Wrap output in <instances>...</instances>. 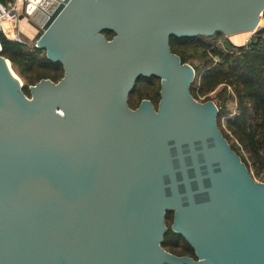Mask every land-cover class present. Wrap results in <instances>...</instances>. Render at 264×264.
<instances>
[{"label": "water", "instance_id": "95a60500", "mask_svg": "<svg viewBox=\"0 0 264 264\" xmlns=\"http://www.w3.org/2000/svg\"><path fill=\"white\" fill-rule=\"evenodd\" d=\"M264 0H27L63 65L23 90L0 42V264H264V181L170 39L258 31ZM114 32L112 38L105 31ZM161 78L156 109L130 94ZM197 259L162 245L166 213Z\"/></svg>", "mask_w": 264, "mask_h": 264}, {"label": "trees", "instance_id": "16d2710c", "mask_svg": "<svg viewBox=\"0 0 264 264\" xmlns=\"http://www.w3.org/2000/svg\"><path fill=\"white\" fill-rule=\"evenodd\" d=\"M10 0H0L6 5ZM110 39L114 32L105 31ZM224 33L199 35L196 37H177L170 39L172 51L177 53L182 62L193 63L196 72L191 85L195 98L214 99L211 93L221 85L231 87L237 99V112L230 117L226 126L221 124V108L218 114V125L223 135L233 138L239 146L232 148L247 163L245 153L254 161L264 163V29L257 31L247 45H233L225 40L220 44L216 39ZM0 42L3 55L13 64L15 70L25 82L23 90L30 94L29 87L42 79L59 81L64 75L63 65L50 60L45 49L16 39L11 27L7 24L0 31ZM192 53H197L203 61L195 65ZM28 84H27V83ZM224 88V89H225ZM161 78L158 76L140 77L130 94L129 105L137 108L143 99H150L157 108L161 98ZM240 147L245 152L240 151ZM174 211H167V231L162 245L177 255H188L197 259L193 246L185 237L172 229Z\"/></svg>", "mask_w": 264, "mask_h": 264}, {"label": "rangeland", "instance_id": "374dc122", "mask_svg": "<svg viewBox=\"0 0 264 264\" xmlns=\"http://www.w3.org/2000/svg\"><path fill=\"white\" fill-rule=\"evenodd\" d=\"M6 6H10V1H8V3L6 4ZM21 13H22V11H21ZM262 19L264 20V15L262 16ZM5 24H7V25L10 26V22L5 21L4 22V26H5ZM262 24H263V22H262ZM261 27L263 28L264 27V24L261 25L258 29H260ZM21 38L23 39L22 36H21ZM225 40H227L230 43H232L229 40L228 36H226L225 34L220 35V37H218L216 39V41H218L220 44H222L223 42H225ZM27 42L25 40V43H27V45L30 46V47L36 46V43L34 41H27ZM233 45H235V44H233ZM191 55L193 57L192 59H193V62H194L195 65H198V64L199 65H202L203 64L202 59L199 57V55L197 53H192ZM189 63H191V61ZM191 65L193 66V63H191ZM24 84H25V82H24ZM224 88H225V85H221L215 91H213L211 93V95H212V97H215L213 99V101L216 103L217 107L219 108V111H220V108H221V124H222V126L225 127L227 120L230 117H233L236 114V112H237V99L234 96L233 91H232V88L230 86L227 87V88H225V89ZM28 96H30V94H28ZM198 100L205 101L207 99H205V97L202 96V97L198 98ZM218 114H219V112H218ZM228 142H229L230 145L231 144H234L236 146H239V144L233 138H231L230 140H228ZM231 147H232V145H231ZM240 151L243 154L245 153L241 147H240ZM245 156L247 158V163H245V162L244 163L246 164L247 168L249 169L252 177L255 180H263L264 181V163L262 164L259 161H254L249 156V154H247V153H245Z\"/></svg>", "mask_w": 264, "mask_h": 264}, {"label": "crops", "instance_id": "0c3cea01", "mask_svg": "<svg viewBox=\"0 0 264 264\" xmlns=\"http://www.w3.org/2000/svg\"><path fill=\"white\" fill-rule=\"evenodd\" d=\"M14 0H10V3ZM22 20V21H21ZM20 22L18 21H13L10 23V27L13 30L14 34L16 35L17 33L20 34L24 40L27 41H34L35 42V37L37 30L31 26L29 21L24 18L21 19ZM264 24V20L261 19V25ZM254 35V32H241L237 34H233L231 36H228L229 40L235 44V45H247L249 44L252 36ZM28 43V42H27Z\"/></svg>", "mask_w": 264, "mask_h": 264}, {"label": "built area", "instance_id": "2783aa9c", "mask_svg": "<svg viewBox=\"0 0 264 264\" xmlns=\"http://www.w3.org/2000/svg\"><path fill=\"white\" fill-rule=\"evenodd\" d=\"M27 0H14L10 3V6H6L0 3V31L3 30L4 27V22H13V21H20V14L22 11V6L24 4V2ZM264 15V12L262 14V16ZM261 16V18H262ZM260 27V26H259ZM264 29V27L258 29L262 30ZM16 39L17 41H19L20 43H25V40L21 38L20 34H16Z\"/></svg>", "mask_w": 264, "mask_h": 264}, {"label": "bare ground", "instance_id": "6f19581e", "mask_svg": "<svg viewBox=\"0 0 264 264\" xmlns=\"http://www.w3.org/2000/svg\"><path fill=\"white\" fill-rule=\"evenodd\" d=\"M8 65H9V68H10V71L12 72V74H13L14 76H17V77H18L19 74H18L17 71L15 70L13 64H12L11 62H8Z\"/></svg>", "mask_w": 264, "mask_h": 264}, {"label": "flooded vegetation", "instance_id": "af4514ba", "mask_svg": "<svg viewBox=\"0 0 264 264\" xmlns=\"http://www.w3.org/2000/svg\"><path fill=\"white\" fill-rule=\"evenodd\" d=\"M154 107H155V106H154ZM155 108H156V107H155ZM157 108H158V106H157ZM157 108H156V109H157Z\"/></svg>", "mask_w": 264, "mask_h": 264}]
</instances>
